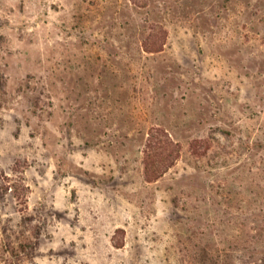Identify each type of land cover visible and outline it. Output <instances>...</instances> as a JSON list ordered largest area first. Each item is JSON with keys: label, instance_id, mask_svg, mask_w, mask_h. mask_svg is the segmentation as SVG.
<instances>
[{"label": "rangeland", "instance_id": "rangeland-1", "mask_svg": "<svg viewBox=\"0 0 264 264\" xmlns=\"http://www.w3.org/2000/svg\"><path fill=\"white\" fill-rule=\"evenodd\" d=\"M0 264H264V0H0Z\"/></svg>", "mask_w": 264, "mask_h": 264}]
</instances>
